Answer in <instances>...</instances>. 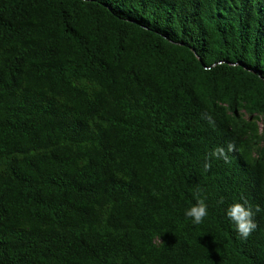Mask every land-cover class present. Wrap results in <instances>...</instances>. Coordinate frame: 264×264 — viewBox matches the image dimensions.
Instances as JSON below:
<instances>
[{
  "label": "trees",
  "instance_id": "1",
  "mask_svg": "<svg viewBox=\"0 0 264 264\" xmlns=\"http://www.w3.org/2000/svg\"><path fill=\"white\" fill-rule=\"evenodd\" d=\"M0 264H264V0H0Z\"/></svg>",
  "mask_w": 264,
  "mask_h": 264
},
{
  "label": "clouds",
  "instance_id": "2",
  "mask_svg": "<svg viewBox=\"0 0 264 264\" xmlns=\"http://www.w3.org/2000/svg\"><path fill=\"white\" fill-rule=\"evenodd\" d=\"M259 127L261 128V123H259ZM234 147L235 146L233 144L229 143L227 145V151L232 152ZM211 157H216L217 159L223 158L226 162L228 160L227 153L223 147H216L210 153V156L207 158V160H210ZM207 160L204 164L205 171H208L211 168V164L207 162ZM202 192L203 189H196L197 201L184 213L187 218L192 219V222L195 225L201 224L204 218L208 215L207 205L205 204L206 197L201 198ZM220 203H223V199H221ZM246 205L247 201H244V203L237 202L229 205L226 209L227 218L235 225L239 236L244 239H247V237L257 228L254 216L256 213L262 211L259 206H256L255 211H253V207L251 205ZM159 242L162 243L161 239Z\"/></svg>",
  "mask_w": 264,
  "mask_h": 264
}]
</instances>
